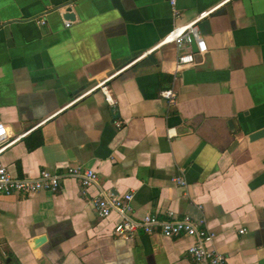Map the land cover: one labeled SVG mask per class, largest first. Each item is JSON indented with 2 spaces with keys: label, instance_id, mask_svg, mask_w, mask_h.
Listing matches in <instances>:
<instances>
[{
  "label": "crops",
  "instance_id": "1",
  "mask_svg": "<svg viewBox=\"0 0 264 264\" xmlns=\"http://www.w3.org/2000/svg\"><path fill=\"white\" fill-rule=\"evenodd\" d=\"M122 3L142 21L111 0H0V122L9 140L26 132L0 163L19 178L91 168L101 187L132 192L135 218L202 219L227 264H264V137L248 138L264 128V0ZM204 11L207 50L176 71L182 49L156 45ZM104 79L112 105L91 90ZM94 194L63 177L56 192L2 196L0 264H193L190 237L116 236L118 214L98 217Z\"/></svg>",
  "mask_w": 264,
  "mask_h": 264
},
{
  "label": "built area",
  "instance_id": "2",
  "mask_svg": "<svg viewBox=\"0 0 264 264\" xmlns=\"http://www.w3.org/2000/svg\"><path fill=\"white\" fill-rule=\"evenodd\" d=\"M175 1L169 0L170 5L173 6ZM209 11L201 12L191 22L174 26L156 45L158 47L167 43H175L177 48L182 49L175 60L176 71L193 64L195 61V53L192 52L190 45L191 39L196 40L197 53L204 54L206 52L207 46L203 37L199 34L197 23L205 18ZM173 13L174 16L177 14L176 11ZM38 23L44 24V20L38 21ZM69 24L70 22H66V26ZM149 51L144 52L136 59L144 57ZM106 81L107 79L102 80L91 90L100 87L106 102L112 105L114 99L109 94V90L105 85ZM160 96L166 99L168 105L175 103L176 93L172 88L161 90ZM115 124L117 127L122 126L120 121H115ZM25 134L26 132L21 133L9 140L6 126L0 122V154ZM63 177L77 179L84 194L88 193L90 189L95 191V194L91 197V202L98 217H108L112 212L118 214L119 221L113 227V233L116 236L131 239L139 233L151 234L158 231L166 237H190L193 241L187 247V254L193 264H227L224 254L209 247L215 234L204 228V220H196L188 215L178 217L171 211H168L164 218H159L157 215L150 213L135 218L132 215V192L119 194L101 187L98 183L97 173L93 169L82 165L67 166L63 173L41 170L35 178H19L11 175L7 168L0 163V198L6 195L29 194L42 190L56 192L61 187ZM174 180L179 185L186 186L185 180L181 177H176ZM244 231V228L239 229V233H244Z\"/></svg>",
  "mask_w": 264,
  "mask_h": 264
},
{
  "label": "water",
  "instance_id": "3",
  "mask_svg": "<svg viewBox=\"0 0 264 264\" xmlns=\"http://www.w3.org/2000/svg\"><path fill=\"white\" fill-rule=\"evenodd\" d=\"M111 2L114 5V7L119 10L121 15L125 19L131 20L133 22L142 21L143 18L140 16V14L136 10H134V9L126 10L124 8L123 3H122L123 0H111ZM61 8H65V17L66 18L74 17V14L71 12V7H69V5L66 4V5L62 6ZM190 45H191L192 52L197 53L196 40L191 39ZM148 58L152 59L151 56H148ZM228 123L230 126L232 125L231 120H229ZM261 137H264V128H260L259 130H256V131L252 132L250 135H248V138L251 141L258 139V138H261ZM45 240H46L45 236H37L31 240V244L33 247L34 246L38 247V246L42 245L45 242Z\"/></svg>",
  "mask_w": 264,
  "mask_h": 264
}]
</instances>
